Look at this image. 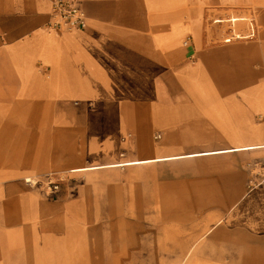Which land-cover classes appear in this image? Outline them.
Instances as JSON below:
<instances>
[{"label": "crops", "instance_id": "1", "mask_svg": "<svg viewBox=\"0 0 264 264\" xmlns=\"http://www.w3.org/2000/svg\"><path fill=\"white\" fill-rule=\"evenodd\" d=\"M54 1L0 0V96L11 99L0 105V129L13 126L21 143L22 128L30 127L32 139L24 153L31 167L14 165L8 173L7 141L0 135V264L85 261V250L72 247L81 222L72 229L70 217L53 216L51 206L16 182L8 188L9 175L28 179L37 170L90 171L264 150V0H78L85 24L69 32L49 28ZM209 9L231 13L213 25L248 20L249 33L233 29L231 42L205 46ZM249 11L258 16L259 34L246 43L255 37L254 19L238 14ZM54 112L78 114L69 127L79 134L45 139ZM184 123L206 125L217 137L205 143L217 147L162 156L155 143L160 132L173 136ZM84 136L92 141L90 152ZM78 137L74 157L55 150ZM138 144L155 156L122 160L129 156L124 145ZM86 160L94 164L75 165ZM237 187L231 193L243 195L192 210L186 236L194 243L186 264H264V186L246 189L244 181ZM43 238L45 248L8 247L10 241Z\"/></svg>", "mask_w": 264, "mask_h": 264}, {"label": "rangeland", "instance_id": "2", "mask_svg": "<svg viewBox=\"0 0 264 264\" xmlns=\"http://www.w3.org/2000/svg\"><path fill=\"white\" fill-rule=\"evenodd\" d=\"M206 15L205 46L231 42L230 34L233 29L245 34L251 29L248 20L236 23V27L230 22L212 24L214 19H229L230 12L209 9ZM238 15L254 19L255 37L244 42L257 40L259 19L256 13L249 11ZM207 26H211L210 29ZM10 101L7 96H0V105L3 103L9 106ZM59 108L61 107L56 109ZM77 119L78 114L49 113V124L53 127L45 128V139L52 141L53 136H56L64 141V131L79 134L78 129L69 127V121ZM7 125L8 127L0 129V135L5 136L7 141V172L14 165H21L20 168L31 167V157L24 154L32 144L30 127L22 128V142L19 143L15 140L18 130ZM209 131L206 125L184 123L172 129L171 133H175L173 136L166 135L165 131L160 132L161 139L155 140V143L161 144V154L164 157L205 152L217 147L205 143L217 137ZM158 132L151 135L150 141L152 138L154 140ZM82 141L85 149L90 152L91 139L84 136ZM76 142L80 140L59 142L55 150L62 148L63 158L74 157L78 153ZM129 146L124 145V152L129 156H124L122 160L155 156L146 153L145 146ZM109 162L96 161L95 164ZM92 164L94 163L86 160L75 165ZM74 168L70 172L63 171L66 169L55 172L37 170L36 178L33 179L36 184L26 183L24 175L16 178L9 175L7 180L8 188L16 182L17 186L40 203L51 206L53 216L60 213L64 217H70L72 229L74 223L78 225L81 222L80 231L77 229L72 232L79 239L72 242V247L85 250L84 264H186L194 243L191 236H186L190 233L192 210L223 200L229 195H243L231 191L238 189L237 186L244 184V181L246 189L264 186V150L240 152L233 156H198L90 171ZM14 227L13 225L12 228ZM201 238L204 237L200 236ZM200 241L195 243H202ZM46 242L45 238L32 242L23 239L8 242V247L36 248L41 244L45 248Z\"/></svg>", "mask_w": 264, "mask_h": 264}, {"label": "built area", "instance_id": "3", "mask_svg": "<svg viewBox=\"0 0 264 264\" xmlns=\"http://www.w3.org/2000/svg\"><path fill=\"white\" fill-rule=\"evenodd\" d=\"M85 15L78 0H55L52 6V22L49 28L69 32L83 28ZM29 184V183H28Z\"/></svg>", "mask_w": 264, "mask_h": 264}, {"label": "bare ground", "instance_id": "4", "mask_svg": "<svg viewBox=\"0 0 264 264\" xmlns=\"http://www.w3.org/2000/svg\"><path fill=\"white\" fill-rule=\"evenodd\" d=\"M33 179H35V178H28V179L25 180V182H26V183H32V182H33L32 184H36V182L33 181ZM190 259H191V258H190Z\"/></svg>", "mask_w": 264, "mask_h": 264}]
</instances>
